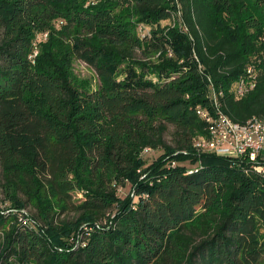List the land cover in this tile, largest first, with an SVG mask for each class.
Instances as JSON below:
<instances>
[{"label":"trees","instance_id":"trees-1","mask_svg":"<svg viewBox=\"0 0 264 264\" xmlns=\"http://www.w3.org/2000/svg\"><path fill=\"white\" fill-rule=\"evenodd\" d=\"M88 1L0 0L2 184L47 229L1 215L0 264H264V178L193 148L213 89L234 121L264 120V0ZM250 64L258 82L239 98ZM148 147L165 153L141 178Z\"/></svg>","mask_w":264,"mask_h":264},{"label":"built area","instance_id":"built-area-1","mask_svg":"<svg viewBox=\"0 0 264 264\" xmlns=\"http://www.w3.org/2000/svg\"><path fill=\"white\" fill-rule=\"evenodd\" d=\"M138 30L141 35L145 36L149 34L150 27L145 24H140ZM47 36L48 32H43L39 35L38 39H46ZM37 53L38 50L35 48L34 53L31 55L33 61ZM170 54H172L171 51ZM257 82L258 67L256 64H250L246 67L244 74L233 82L231 90L240 98L253 90ZM211 96L213 98V110L202 105L196 107L197 114L205 123V132L199 134L193 143V148L196 153H213L219 156L240 160V164L246 173L256 172L264 178V120L257 116H253L245 123L236 122L223 111L219 102V94L215 89L212 90ZM150 150H153V148L148 147L144 151ZM183 152L188 153L187 151ZM175 165L176 163L173 162L172 166ZM197 165V167L194 166L195 168L192 167L189 169L188 173L195 172L203 167L201 161H199ZM135 195L137 199L134 202H137L139 197L136 193ZM1 215L16 216L19 221L27 227L38 226V221L28 207L20 206L6 208V206H2L0 208V216ZM39 228L43 231V227ZM82 236L83 232L79 235V241L70 245L74 247L77 246L81 242Z\"/></svg>","mask_w":264,"mask_h":264},{"label":"rangeland","instance_id":"rangeland-1","mask_svg":"<svg viewBox=\"0 0 264 264\" xmlns=\"http://www.w3.org/2000/svg\"><path fill=\"white\" fill-rule=\"evenodd\" d=\"M95 0H89L88 2H93ZM163 24H172L173 20H167V21H162ZM170 53V52H169ZM73 72L76 78H78L79 80H82L84 82V84H86L88 87L90 88H96L99 84H100V80L98 77L97 72L95 71L94 68H92L88 63H86L83 60L80 59H75L74 63H73ZM174 127L170 126L168 131L166 132L165 138L166 141L171 144V145H176V141H175V137H174ZM165 153V151L162 150H150V151H143L141 156V159L145 162L143 167H141L142 171L140 174L141 178H145L147 173L143 172V170H145V168L149 167V165H151L155 160H157L161 155H163ZM170 162V161H169ZM175 161H172V163ZM171 163V164H172ZM139 169V171L141 170ZM3 174H2V168L0 165V208L2 206H6V208L9 207H20V206H14L10 203L9 199H7L6 193L4 191V187H3ZM118 193L120 195V197L124 198L126 196H129L132 200V202L136 201L137 197L135 195V192L133 190V184H131L130 182H127V184L125 186H121L118 190ZM81 193H77L75 195V197H80ZM31 208V209H30ZM29 210L34 211V209L29 206ZM114 211V210H112ZM71 216H73L71 214ZM11 218V215L6 216ZM89 228V223H84L82 224L79 228L75 229L71 235L69 236H65L63 238L65 244H72V243H77L79 241V235H81V233L83 232V230ZM1 227H0V231H1ZM47 229L46 227H43V232H45ZM262 232L264 233V229H262ZM0 241H1V237H0Z\"/></svg>","mask_w":264,"mask_h":264}]
</instances>
